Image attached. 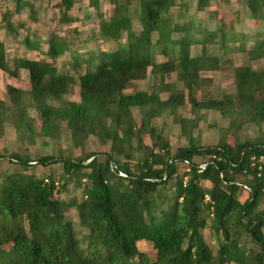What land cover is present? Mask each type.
<instances>
[{
	"label": "trees",
	"instance_id": "obj_1",
	"mask_svg": "<svg viewBox=\"0 0 264 264\" xmlns=\"http://www.w3.org/2000/svg\"><path fill=\"white\" fill-rule=\"evenodd\" d=\"M211 1L198 0V7L205 9ZM75 2H58L66 20L71 19L68 11ZM114 2L113 14L101 22L106 38L117 41L113 48H92L86 55L71 51L53 34L45 50L52 59H10L5 40H0V69L11 76L27 71L31 85L25 90L8 84L9 98H0V128L11 120L22 140L33 141L37 133L29 111L33 107L41 119L40 135L56 136L66 124L75 146L84 148L90 135L110 142L108 149L76 157L41 155L37 163L63 164L61 184L51 176L29 173L33 159L28 155L9 154L21 168L0 174V264H264V168L251 162V156L264 152V138L243 141L236 129L245 122H264V66L238 64L235 91L200 97L197 88L205 85L202 71L219 70L228 61L222 57L230 47L225 35L219 38L221 51L210 54L209 44L219 41L217 32L198 38L187 29L176 35L181 26L173 22L171 11L178 0H141L140 32L132 26L133 0ZM247 3L254 19L264 18V0ZM27 4L15 0L14 8L21 11ZM14 24L8 19L9 31ZM24 41L27 49L42 50L38 41L29 37ZM255 42L251 47L240 45L252 59L264 56V38ZM193 44L200 45L197 51ZM156 49L173 56L158 60ZM68 51L76 63L73 71L65 72L54 62ZM83 63L82 71L76 64ZM150 72L157 77L154 91H127ZM172 72L185 84L182 89L166 80ZM74 84L80 86V99L68 97ZM166 89L171 92L163 98L160 91ZM187 103L194 111L201 107L221 112L230 119L228 131L237 137L214 145L192 142L172 153L154 119L165 111L178 115ZM199 119L198 114L180 118L183 132L194 136ZM197 155L206 157L202 170ZM187 159L189 168L181 172ZM205 180L211 186H205ZM70 183L81 195L60 198L62 192L71 193ZM73 207L87 228L84 246L66 215ZM210 216L216 221L211 226L221 231L217 250L204 235ZM140 239L154 243L156 258L149 259L138 247Z\"/></svg>",
	"mask_w": 264,
	"mask_h": 264
},
{
	"label": "rangeland",
	"instance_id": "obj_2",
	"mask_svg": "<svg viewBox=\"0 0 264 264\" xmlns=\"http://www.w3.org/2000/svg\"><path fill=\"white\" fill-rule=\"evenodd\" d=\"M28 2L21 11L14 8L15 0H0V40H5V45L8 47V57L14 59L16 56H26L31 58H46L52 57L46 53L45 50L49 48L48 44L53 34L59 36L61 41H65L70 47L71 51H77L88 54L92 48L110 49L116 46V40L113 38H106L101 31V22L109 20L114 12V0H76L75 4L68 11L70 20L63 18V12L59 8L60 0H25ZM248 0H212L208 7L201 9L198 7V0H178V4L172 8L171 17L174 23H178L181 29L176 31L179 36L187 29L194 32L196 37H205L211 32L218 33V39L224 37L228 42L229 49L227 53L223 54V58H228L219 71H202L205 77V85L203 84L197 88V93L200 97L205 95H213L220 97L224 92L235 91L236 84L234 78V68L236 65L250 64L253 68L264 66V56L252 59L245 50H240L242 43L249 47L253 46L256 38H264V18L254 19L249 10ZM141 0H133L130 6V13L132 15V26L136 32H140L142 25L140 22V6ZM8 19L14 22V28L11 31L8 29ZM185 26L187 27L185 29ZM157 32H154L153 39L157 38ZM39 43L42 50L38 53L31 54L22 42L25 38ZM127 39V31H122L121 40ZM218 43L209 44L213 52L221 51ZM193 50L197 51L200 47L198 44H193ZM215 48V49H213ZM32 50V49H30ZM34 51V50H32ZM68 51L62 56L55 59V64L61 71H73L72 54ZM35 52V51H34ZM73 52V53H74ZM169 54L156 49V58L164 60L172 57ZM85 63L76 67L80 70L85 69ZM29 73L27 71H20L19 75L11 76L4 69H0V98H9L8 84L13 83L25 90H30L31 85L28 83ZM157 77L150 72L145 79L133 82L127 91L135 92L137 90H144L152 92L157 87ZM166 80L173 85L174 88L182 89L184 83L178 78L176 72H172L166 76ZM171 91L161 90L160 94L163 98H168ZM70 99H80V86L74 84L73 88L68 94ZM30 115L36 119L34 140H22L19 137V132L11 120H6L3 127L0 128V174L15 171L21 168L18 162L9 159V154L17 152L20 155H28L33 159L32 165L28 172L33 173L38 177H53L59 184L63 183L61 174L63 173V164L59 162L37 163L36 160L43 154H62L70 157L82 155L84 151L94 150L103 151L108 149L110 142L100 140L99 138L90 135L85 140L84 148L75 146L72 140V135L66 127V124L61 125L60 134L56 136L40 135L38 134L41 127V119L38 118V112L33 107L29 108ZM134 116L141 123V117L138 110L134 111ZM200 116L198 125L194 127V136H188L183 132V126L179 122L180 118ZM157 131L162 130L170 142L171 152L175 153L179 147L188 145L192 142L203 145H214L221 142L222 139L232 141L235 137L240 140L254 139L258 140L264 138V122L261 124L253 122H245L242 126L236 127L238 129L237 135L228 131L230 126V119L224 116L221 112L216 110H205L201 107L197 111L193 110L192 104L187 103L179 108L178 115L165 111L154 119ZM233 129V127H231ZM230 128V129H231ZM147 143H151L149 135H145ZM206 157L197 155L196 160L203 161ZM187 167L186 163L181 165V172ZM205 186H211L209 180L203 181ZM73 183H70L69 189L71 193L62 192L59 194L60 198L69 199L73 195H81V190H75ZM166 187V185H165ZM170 185L167 186V188ZM264 204H262L263 206ZM66 215L73 221V227L76 230L77 236L81 239V246H84V234L87 228L80 223V219L76 208H70ZM213 216L209 217L208 225L204 229V235L208 243L214 250L218 249L219 238L221 231L216 229L217 225L211 226ZM216 224V221H215ZM249 247L253 246V242L248 240ZM138 247L147 252L149 259L157 257V248L152 241L140 239ZM254 248V247H253ZM231 264H239L232 262Z\"/></svg>",
	"mask_w": 264,
	"mask_h": 264
},
{
	"label": "built area",
	"instance_id": "obj_3",
	"mask_svg": "<svg viewBox=\"0 0 264 264\" xmlns=\"http://www.w3.org/2000/svg\"><path fill=\"white\" fill-rule=\"evenodd\" d=\"M251 162H252L253 166L254 165L258 166V168L262 170L264 168V152L257 153V154H254L253 156H251ZM185 163H186V165H188L189 160L188 159L185 160ZM199 166H200V169L202 170L207 166V163L204 161H201ZM187 168H189V167H187ZM244 187H246L249 190L251 188L248 185H244Z\"/></svg>",
	"mask_w": 264,
	"mask_h": 264
},
{
	"label": "crops",
	"instance_id": "obj_4",
	"mask_svg": "<svg viewBox=\"0 0 264 264\" xmlns=\"http://www.w3.org/2000/svg\"><path fill=\"white\" fill-rule=\"evenodd\" d=\"M213 49H215V48H213ZM27 50H28L29 52H31V54H36V52L38 53V49H37V50L32 49V50H34L35 52L32 51V50H30V49H27ZM209 53H210V54H217V53L213 52L212 49H211L210 47H209ZM36 58L38 59V58H40V57L38 56V57H36ZM216 71H217V70H216ZM218 71H219V70H218ZM204 76H206V75H204ZM184 85H185V84H184ZM184 85H183V87H184Z\"/></svg>",
	"mask_w": 264,
	"mask_h": 264
},
{
	"label": "water",
	"instance_id": "obj_5",
	"mask_svg": "<svg viewBox=\"0 0 264 264\" xmlns=\"http://www.w3.org/2000/svg\"><path fill=\"white\" fill-rule=\"evenodd\" d=\"M90 159H91V158H90ZM90 159H88V161H89Z\"/></svg>",
	"mask_w": 264,
	"mask_h": 264
}]
</instances>
